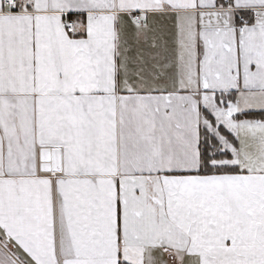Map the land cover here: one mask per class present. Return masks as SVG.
Here are the masks:
<instances>
[{
  "label": "snow or ice",
  "instance_id": "6c2138e0",
  "mask_svg": "<svg viewBox=\"0 0 264 264\" xmlns=\"http://www.w3.org/2000/svg\"><path fill=\"white\" fill-rule=\"evenodd\" d=\"M0 264H264V0H0Z\"/></svg>",
  "mask_w": 264,
  "mask_h": 264
}]
</instances>
